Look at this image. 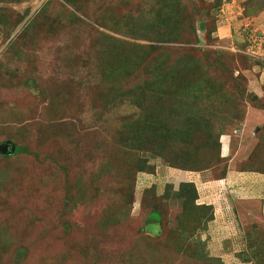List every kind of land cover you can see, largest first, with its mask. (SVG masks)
Listing matches in <instances>:
<instances>
[{
    "label": "rangeland",
    "instance_id": "1",
    "mask_svg": "<svg viewBox=\"0 0 264 264\" xmlns=\"http://www.w3.org/2000/svg\"><path fill=\"white\" fill-rule=\"evenodd\" d=\"M149 1L81 0L86 14L77 15L80 23H68L71 8L64 0H0V144L11 141L29 151L0 155V226L15 241L13 249L4 248L0 264H128L130 256L136 264H154L156 258L149 254L156 251L163 262L168 258L159 244L168 229H174L181 204L163 199L168 224L150 246L145 216L154 198L148 196L144 203L142 194L155 187V200L163 198L167 184L176 190L189 175L165 165L158 156L161 149L152 151L145 135L138 140L129 136L128 146L118 143L126 139L123 132L139 109L128 101L104 106L95 96L102 87L96 31L130 40L111 30L124 29L123 16L136 17ZM182 2L189 14L185 26L192 22L197 28L204 23L198 31L201 43L190 36L186 44L167 45L170 52L178 56L185 52L182 48L207 52L205 57L215 65L214 81L222 83L239 74L247 81L243 122L236 120L222 129L221 161L197 175L198 185L228 172L238 183L242 162L253 160L264 145V11L255 9L262 1L222 0L218 12L211 7L214 0ZM47 3V18L37 17L35 26L27 28ZM104 15L115 17L108 27L99 21ZM6 16L13 27L3 28ZM207 31H211L209 38ZM132 82L133 78L123 84ZM131 93L128 97L137 96ZM135 132L131 133L138 138ZM140 166L154 167V174H136ZM69 186L78 203L65 210ZM199 195V204L213 206L214 221L190 240L199 250L194 263L257 264L251 255L264 239L259 204L240 205L244 214L236 204L228 205L224 193L211 184L199 189ZM106 219L111 220L105 226ZM64 223L71 225V231H63ZM149 231L157 232L155 226ZM18 246L25 254L17 263L22 256L15 250Z\"/></svg>",
    "mask_w": 264,
    "mask_h": 264
},
{
    "label": "trees",
    "instance_id": "2",
    "mask_svg": "<svg viewBox=\"0 0 264 264\" xmlns=\"http://www.w3.org/2000/svg\"><path fill=\"white\" fill-rule=\"evenodd\" d=\"M255 1L260 2V0ZM261 1V7L255 8L260 12L264 11V0ZM80 2L81 0H64V3L71 8L67 12L68 23L70 21L80 23L77 15L86 14L83 13ZM149 2L146 4L147 7L141 8L136 17L128 18L127 14L123 16L126 20V23L122 25L124 29L111 30L130 40L96 31L99 33L97 43L101 44L96 66L102 82L101 89H98L99 93L95 95L96 100L104 106H108L109 103L115 105L118 102L128 101L139 109L138 117L123 132L127 135L126 139L119 140L118 143L128 146L130 137L138 140L145 135L152 142L150 145L152 151L161 149L158 156H161L165 165L196 177L204 171L213 169L221 161L220 137L224 134L222 129L236 120L243 122L245 110L241 109V106L247 94V81L240 74L236 77L231 75L224 81L225 83L214 81L216 80L215 65H212V61L205 57L207 52L198 54L194 49L185 48H182L185 52L180 56L170 52L167 45L186 44L184 41L190 36L197 38L196 44L201 43L198 36L200 28H195L192 22H188L185 26V19L187 20L189 14L188 7L182 0H150ZM221 4L222 0H214L211 7L218 12ZM47 7L48 3L41 5L39 12L35 13L36 18L34 17L27 28L35 26L37 17L46 15ZM191 11L193 15L194 11ZM28 14L29 12L25 16ZM104 16H101L99 21L102 22L103 27H108L109 23L114 22L115 17ZM3 18L1 22L3 28L14 26V24L11 25L7 16ZM50 24L54 27L55 20ZM210 33L211 31L206 32L208 38L211 36ZM135 40L148 41L149 44L143 45ZM132 78V83L123 84L124 81L128 82ZM227 85L229 88L225 89ZM130 92L137 96L128 97ZM132 131H136L138 138L131 133ZM27 153L29 151L26 147L16 145L15 154L9 156ZM258 154L264 163V145L257 149L253 160L249 158L243 163V168L240 170L258 172L262 169L263 164L259 167L254 164L259 161ZM104 169L105 167L102 172ZM139 172L154 174V167L140 166L135 173ZM226 175L227 173H222L217 179H222ZM178 186L175 190L171 184H167L164 197L157 198L158 200H155V187L145 189L142 194L144 203L148 196L154 198L145 216L146 232L149 236L145 237L150 239V246L151 243L154 244L153 239L160 237L161 228L168 224L164 222V209L167 204L163 202V199L167 202L177 200L181 204V211L176 218L174 229H168L163 244H159L164 247L160 251L165 252L167 255L164 254V256L168 258L163 262V258L157 257V251L154 252L156 255L151 253L149 257L156 258L157 263L154 264H195L193 257L199 250L190 240L197 232L206 230L208 224L214 221L213 206L198 203V188L193 180L181 182ZM70 191L69 186L64 200L65 210L70 209V203H78L73 201ZM243 204L253 205L250 202ZM240 205L237 206L240 207ZM244 208L239 210L244 213ZM257 213H259L258 210ZM248 217L252 216L249 214ZM110 220H104L103 225L106 226ZM152 226H155L157 230L155 234L149 231ZM0 229L1 255L4 253V248L13 249L15 241L4 233L6 227L0 226ZM69 230L71 231V225L64 223L63 231ZM247 236L250 244L253 243L251 234ZM262 240L263 242H257L258 245L254 247L255 249L253 248L254 250L252 249L251 258H256L257 264H264V239ZM22 248L18 246L15 250L17 253L25 254ZM82 250L86 249L82 247ZM183 250L184 253H182ZM24 254L17 257V263ZM128 264H136L131 256Z\"/></svg>",
    "mask_w": 264,
    "mask_h": 264
},
{
    "label": "crops",
    "instance_id": "3",
    "mask_svg": "<svg viewBox=\"0 0 264 264\" xmlns=\"http://www.w3.org/2000/svg\"><path fill=\"white\" fill-rule=\"evenodd\" d=\"M220 30H225V28L222 27V25L219 26ZM226 33H228L226 31ZM227 37V36H226ZM236 157V156H234ZM258 160H261L260 154L257 155ZM248 159L246 158L242 163L246 162ZM262 164L264 165L263 161L261 160ZM261 165V166H263ZM259 167V166H257ZM241 176L238 179V183H235V177L232 172H228L226 177L222 179H214L210 181V183H204V185L199 182L201 185H198V179L197 176L193 177L189 175L188 180H193L198 188V194L199 189H203V187H207L211 184V187H215L217 190L224 193L227 201H229L227 204L231 205V199L232 203H235L237 205L248 203V202H254L255 205L259 204L258 212L260 214H264V167L260 170L255 172H249V171H242L240 173ZM187 180V181H188ZM234 180V182H233ZM202 187V188H200ZM232 188V189H231ZM231 193V195H230ZM200 196V195H199ZM201 198L199 197V200ZM198 200V201H199ZM236 208V207H235ZM238 210V209H237ZM240 211V210H238ZM241 212V211H240Z\"/></svg>",
    "mask_w": 264,
    "mask_h": 264
},
{
    "label": "water",
    "instance_id": "4",
    "mask_svg": "<svg viewBox=\"0 0 264 264\" xmlns=\"http://www.w3.org/2000/svg\"><path fill=\"white\" fill-rule=\"evenodd\" d=\"M200 30L204 29V23H200L199 25ZM16 152V145L11 141H6L0 144V155L2 156H9L14 155Z\"/></svg>",
    "mask_w": 264,
    "mask_h": 264
}]
</instances>
